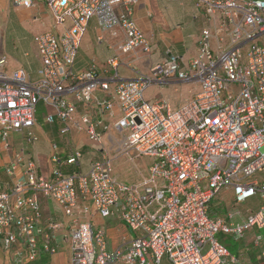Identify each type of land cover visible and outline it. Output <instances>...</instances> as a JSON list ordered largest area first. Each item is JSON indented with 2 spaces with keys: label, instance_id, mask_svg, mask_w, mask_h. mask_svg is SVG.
<instances>
[{
  "label": "built area",
  "instance_id": "obj_1",
  "mask_svg": "<svg viewBox=\"0 0 264 264\" xmlns=\"http://www.w3.org/2000/svg\"><path fill=\"white\" fill-rule=\"evenodd\" d=\"M15 9H46L49 29L33 39L40 68L32 81L22 68L8 69L0 52V153L20 134L28 145L37 106L44 124L56 126L63 140L47 177L33 162L15 155L4 168L11 185L0 183V246L13 264H30L54 256L55 233L65 229L42 221L39 196L71 217L63 240L70 264H264V0H193L204 17L196 54L170 55L134 80L100 73L94 64L75 67L89 22L102 32L120 28L122 54L148 55L150 44L134 19L139 0H7ZM33 22L40 15L31 16ZM153 85L197 87L179 107L159 99L144 100ZM91 153L85 172L78 139ZM153 160L141 180L127 186L113 176L112 161ZM250 180V181H249ZM222 189L233 190L234 204L258 199V210L244 216L228 210L216 218L209 205ZM122 222L124 235L108 250L105 233L77 215ZM217 235L243 242L231 255Z\"/></svg>",
  "mask_w": 264,
  "mask_h": 264
},
{
  "label": "crops",
  "instance_id": "obj_2",
  "mask_svg": "<svg viewBox=\"0 0 264 264\" xmlns=\"http://www.w3.org/2000/svg\"><path fill=\"white\" fill-rule=\"evenodd\" d=\"M13 12H17V14L20 13V15H22L25 19H31L33 14L38 13L42 20V29H45L43 32L49 29L51 17L45 8L40 7L39 10L33 11L14 9L7 0H0V25L9 17L11 18ZM47 18H49V21ZM134 19L150 44V53L148 55L139 51L122 54L118 47L125 42V35L123 31L118 28L113 32H102L97 29L95 22L91 20L89 22L87 32L81 41V45L88 33L91 38V44L87 50L92 51V53L96 55L101 65L100 67L97 66L93 56L84 58L80 45L75 62L76 69L84 70L90 64H94L99 69L100 73L103 74L104 72H108V75H111L115 73V69L108 66L107 61L116 57V71L118 76L122 78V80H134L139 74H146L149 67L166 60L170 54L183 57L184 59L190 58L196 54L197 39L200 30L204 25V17L202 13L196 9L193 0H139L138 5L134 9ZM16 27L21 28L19 24H16ZM15 31H17V29H15ZM2 36V30L0 29V51L6 55L5 50H2ZM14 67L24 69L30 76L31 80H36L38 78L37 72L40 68V63L36 55L31 56L29 53L25 52L23 61H16V65H14ZM154 87L159 93L163 92L164 87L153 85L150 88ZM189 89L191 91V97L192 94L198 90L197 87ZM189 89L188 87L180 86V92L185 90V92L189 94ZM168 97L170 96H164L163 98H149V101L153 102L163 99L170 104L171 101ZM185 100L188 99H183L181 101L184 102ZM181 104L182 103L180 102L179 106ZM179 106L174 105L173 108H177ZM77 139L79 145L83 146V150L88 147L86 140H83L82 137ZM3 154L4 153H0V171L10 160V157H4ZM39 173L42 174L40 171ZM11 183H13V180ZM41 204H44L46 209L44 210L47 212L46 215L44 211V223L49 220L59 221L62 219L58 212L59 210L56 209L53 204H47L45 201H42ZM101 220L103 219L98 216L88 218V222L91 224L95 222L97 224L104 225L108 222L106 220L101 222ZM109 222L113 223L112 227L106 230L104 228L98 230L104 231L105 238L108 243V250L111 251L117 247L122 236L127 235L128 237H131L133 235L126 229L122 222L114 219ZM62 236V232L56 234L55 236V244L59 249L58 253L54 256L44 255L34 264H70L68 248L64 246V243L61 241L63 240ZM0 264H13V260H9L8 255L1 251V247Z\"/></svg>",
  "mask_w": 264,
  "mask_h": 264
},
{
  "label": "rangeland",
  "instance_id": "obj_3",
  "mask_svg": "<svg viewBox=\"0 0 264 264\" xmlns=\"http://www.w3.org/2000/svg\"><path fill=\"white\" fill-rule=\"evenodd\" d=\"M11 16V18L9 17L4 23H1L0 25V29L2 30L3 34L2 50H5L6 56L9 58V70L16 68L14 67V65H16V61H23L25 52L29 53L31 56L37 55L33 39L36 35L42 33L45 30L42 29L41 19L37 22H33L32 19H25L22 15H20V13L17 14V12H13ZM47 20L49 21V18H47ZM16 24H19L21 28L16 27ZM15 29H17V31H15ZM90 44L91 38L87 33L85 39L82 42L81 51L83 53L84 58L88 56H93L95 58V63L98 67H100L101 64L97 59L96 55L92 53V51L87 50ZM164 96H170L168 97V99H170L171 101L170 105H173L172 109H176L173 108L174 105L179 106L180 102L183 103L181 100L189 99L191 97L190 92L189 94L186 93L185 90L180 92L179 86L168 85L164 86L163 92L161 93H159L155 87L150 88L144 94V100L149 101V98H163ZM46 111H48L49 113L52 112L49 107H45L42 104H39L37 106L36 119L38 125L36 128L33 129V132L38 136L37 142L34 145H27L25 141L21 140L20 134H14L13 136H11V140L9 141L10 150L7 153L3 154L4 157H14V155L18 153L19 155H23L26 158H30L39 167V171L43 175H47L56 167V164L52 161L50 157L52 151V144L54 143L57 145L58 152L62 150L61 147L63 146V140L58 135L57 127L44 125L43 116L45 115ZM22 147L25 150V153L21 151ZM90 152L91 150L88 147L82 150L86 163L87 159L90 157ZM260 152L264 154V146L260 149ZM152 163L153 160L146 156H141L135 159L133 162L129 160L127 155L121 154L117 159H114L112 161L113 176L116 177L119 183L130 186L132 184L138 183V181L141 180V177H139V170L144 175H146V171L152 165ZM77 170L78 169H75L74 167H67L63 169V172L68 174L70 172H76ZM6 179L7 178L5 176H1L0 182ZM253 180L263 183L264 172L256 174ZM234 198L235 197L233 190L222 189L219 193L216 194V196L212 199L209 205V216L211 218H216L219 214H225L227 210H238L239 212H241L242 215L248 216L251 214V212L258 210L261 206L260 201L256 198L249 199L247 200V202L235 206ZM46 203L48 204V202ZM44 209V204H42V217H44V211L46 210ZM45 213L47 215L46 211ZM77 217L79 218V222H86L89 218L84 214L77 215ZM71 219V217H64L61 221L58 222V224L63 228H66ZM103 220H106L108 222H106L104 225H100L93 222L92 225L95 227V229L104 228L105 230L113 226V223L109 222L111 221V219L108 218ZM103 220H101V222H103ZM60 232L61 231L57 232V234H59ZM216 239L223 243L231 254H237L238 249L243 246L240 242H234L229 237L224 235H217ZM64 246L67 247V245L65 244ZM162 264H169V262L165 258Z\"/></svg>",
  "mask_w": 264,
  "mask_h": 264
},
{
  "label": "clouds",
  "instance_id": "obj_4",
  "mask_svg": "<svg viewBox=\"0 0 264 264\" xmlns=\"http://www.w3.org/2000/svg\"><path fill=\"white\" fill-rule=\"evenodd\" d=\"M81 45V44H80ZM1 52V51H0ZM5 55V54H4ZM170 55H172V54H170ZM6 56V55H5ZM7 57V56H6ZM8 58V57H7ZM24 70V69H23ZM78 70V69H77ZM30 77V76H29ZM33 81H35V80H33ZM189 92H191L190 91V89H189ZM193 95V94H192ZM171 107V106H170ZM172 108V107H171ZM45 125V124H44ZM36 126H37V121H36ZM36 128V127H35ZM37 135V134H36ZM21 140H22V138H21ZM54 144V143H53ZM52 144V145H53ZM87 144V143H86ZM28 145V144H27ZM56 145V144H55ZM57 146V145H56ZM89 147V146H88ZM81 152H82V150H83V146L81 145ZM61 149H63V146L61 147ZM90 149V148H89ZM21 151L22 152H24L25 153V150L23 149V147L21 148ZM62 151V150H61ZM60 151V152H61ZM1 153H7V152H1ZM57 153H59L58 152V147H57ZM91 153V152H90ZM18 154V153H17ZM17 154H15V155H17ZM83 154V153H82ZM14 155V156H15ZM53 155V151H51V156ZM50 156V157H51ZM25 157V156H24ZM12 158H14V157H10V160L6 163V166L8 165V163L12 160ZM26 158V157H25ZM90 158V157H89ZM89 158L87 159V162H88V160H89ZM118 158V157H117ZM116 158V159H117ZM26 159H29L31 162H33L30 158H26ZM82 162H83V164H84V166H85V168H84V166L82 167V169H79V170H77L76 172H85L86 170H87V163H86V160L84 159V155H83V160H82ZM34 163V162H33ZM34 165L36 166V168H37V173H38V175H42V176H45V177H47L48 175H49V173L47 174V175H43V174H40L39 173V169H38V166L34 163ZM5 166V167H6ZM5 167H3V169L0 171V178H1V176H5L7 179L6 180H4V181H2V182H0V183H3V184H9V185H11L12 183H11V179L9 178V177H7L6 175H5V173H4V168ZM65 168H67V167H65ZM62 171H63V169H62ZM64 173V172H63ZM70 173H72V172H70ZM66 174V173H65ZM69 174V173H68ZM42 201H46V202H48V203H50L49 201H47V200H45L43 197H41V196H39V202H40V207H42V204H41V202ZM52 204V203H51ZM54 205V204H53ZM55 206V205H54ZM56 207V206H55ZM56 209H58L59 210V208H57L56 207ZM57 210V211H58ZM228 211V210H227ZM59 212V214L61 215V218L63 219L64 218V216H63V213L61 212V211H58ZM95 217V216H94ZM91 218V217H90ZM100 218V217H99ZM61 219V220H62ZM61 220H59V221H61ZM112 220V219H111ZM115 220V219H114ZM42 221H43V223H44V218L42 217ZM49 221H51V222H53V223H57L58 224V222L59 221H53V220H49ZM49 221H47L46 223H44V224H47ZM85 223V222H84ZM86 223H89L91 226H92V224L90 223V222H88V221H86ZM92 228L94 229V230H98V229H95L93 226H92ZM66 229V228H65ZM65 229H61V230H58L57 232H59V231H61L63 234L65 233ZM127 229V228H126ZM128 230V229H127ZM101 231H103V230H101ZM57 232L55 233V236H56V234H57ZM104 232V231H103ZM131 233V232H130ZM133 236H134V234L133 233H131ZM132 237V236H131ZM62 241V240H61ZM107 241V240H106ZM64 243V242H63ZM243 246L241 247V248H239L238 249V252H239V250L240 249H244V250H246V254H247V256L248 257H250V258H252L253 257V255H252V250H251V248H249V247H244L245 246V244H243V242H240ZM65 244V243H64ZM67 245V244H66ZM54 246H56V244H55V241H54ZM1 247V246H0ZM57 247V250H59L58 249V246H56ZM68 248V247H67ZM228 250V249H227ZM1 251L3 252V250H2V248H1ZM69 252V251H68ZM237 252V253H238ZM4 253V252H3ZM57 253H58V251H57ZM230 253V252H229ZM5 254V253H4ZM231 254V253H230ZM7 255V254H6ZM231 255H235V254H231ZM44 256V255H43ZM47 256V255H46ZM9 257V256H8ZM42 257V256H41ZM40 257V258H41ZM39 258V259H40ZM69 258H70V256H69ZM38 259V260H39ZM35 262H37V260L35 261ZM35 262H33V263H30V264H34Z\"/></svg>",
  "mask_w": 264,
  "mask_h": 264
}]
</instances>
